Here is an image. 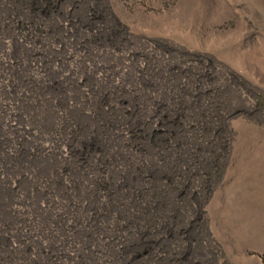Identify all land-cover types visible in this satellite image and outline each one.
Here are the masks:
<instances>
[{"label":"rangeland","instance_id":"rangeland-1","mask_svg":"<svg viewBox=\"0 0 264 264\" xmlns=\"http://www.w3.org/2000/svg\"><path fill=\"white\" fill-rule=\"evenodd\" d=\"M0 264H264V0H0Z\"/></svg>","mask_w":264,"mask_h":264}]
</instances>
